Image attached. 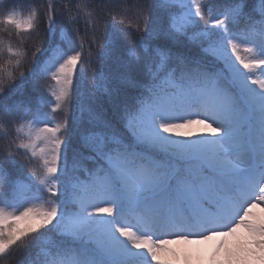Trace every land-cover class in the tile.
Returning a JSON list of instances; mask_svg holds the SVG:
<instances>
[{
	"label": "snow or ice",
	"instance_id": "1",
	"mask_svg": "<svg viewBox=\"0 0 264 264\" xmlns=\"http://www.w3.org/2000/svg\"><path fill=\"white\" fill-rule=\"evenodd\" d=\"M0 8V260L264 264V0Z\"/></svg>",
	"mask_w": 264,
	"mask_h": 264
},
{
	"label": "trees",
	"instance_id": "2",
	"mask_svg": "<svg viewBox=\"0 0 264 264\" xmlns=\"http://www.w3.org/2000/svg\"><path fill=\"white\" fill-rule=\"evenodd\" d=\"M0 2H4V0H0ZM71 3L73 6L77 3H87L90 6L91 5H95L99 2V0H55L56 3V7L57 9H60L63 7L64 4L66 3ZM129 3L133 2V0H128ZM218 3L222 2V0H217ZM251 2V0H250ZM46 0H6V5L8 8H11L12 6H15L17 9L23 8V12L26 15L27 14V5H40V4H45ZM74 10V9H73ZM5 9L0 8V16H2L4 14ZM41 11H43L41 9ZM134 22V21H133ZM59 24L60 22L57 21V35L55 37V39L58 41L59 40ZM80 28H81V33L83 34L84 32V22L81 19L80 20V24H79ZM3 25H0V28H2ZM45 28L46 26L41 23L40 25V29L39 32L41 34V36L44 37L45 42H47V35L45 32ZM0 38H3L5 41H8L9 37L8 34L6 32L0 31ZM73 38L74 34H73ZM38 42V40L36 39L35 35L33 36V39L27 41L25 44H21L19 39L16 37L15 33L13 32V35L11 37V44L13 45V47H22L26 50L27 52V57L24 61V63L22 64L21 69H16L14 70V74L18 75L20 71H25L27 72V69L30 67V60H31V54L32 52L35 50V45ZM122 44L124 45V48H122V52L126 49L127 46H130V41H122ZM9 57L7 55V53H5L3 56H0V63H2L3 61L7 60ZM87 65H79L78 68H82V67H86ZM91 67L93 69H95L97 72L102 73L105 77H110L112 76L116 71H118V65H116L114 60H104V61H100L97 60L95 63H93L91 65ZM46 81L41 79L40 83L44 84ZM77 88H78V95L79 93H83L86 91H90L92 90V74L90 71H86L84 73V77L83 80L81 81L79 77H77ZM29 93L31 94V97L33 99V102L35 103L37 96L39 95L37 92L32 91L31 86H29L28 88ZM45 96H47V94H45ZM18 99L20 97H17ZM49 107L46 106L45 107V111H48ZM78 108L77 110H74L73 112V117L75 118L76 116H78ZM63 113H59L57 114V120L62 119ZM14 135V133H13ZM69 137H70V144H69V149H68V154H69V158L71 159L72 156V151L75 148H78L79 144H78V139H77V130H76V125L73 124L72 128L70 129L69 133H68ZM8 141L4 139V137L2 135H0V147H3L4 144H6ZM18 160H21L20 157H17ZM0 161H2V158H0ZM34 162V165L35 166ZM90 166V165H89ZM28 170V166H25L24 171L27 172ZM13 175H15V173L13 172ZM0 264H5V262L3 260H0ZM11 264H15V261H12Z\"/></svg>",
	"mask_w": 264,
	"mask_h": 264
},
{
	"label": "rangeland",
	"instance_id": "3",
	"mask_svg": "<svg viewBox=\"0 0 264 264\" xmlns=\"http://www.w3.org/2000/svg\"><path fill=\"white\" fill-rule=\"evenodd\" d=\"M200 128H202V126H199V125L193 126L191 131L196 133V132H198L200 130ZM254 211L259 213L260 209H254ZM211 245H212V241H206V242H201L198 246L193 245L192 247L193 248L199 247V250H200L201 254L206 257L207 254L211 251Z\"/></svg>",
	"mask_w": 264,
	"mask_h": 264
}]
</instances>
